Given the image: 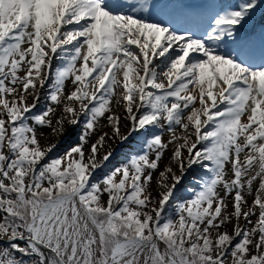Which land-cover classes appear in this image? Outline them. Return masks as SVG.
Returning a JSON list of instances; mask_svg holds the SVG:
<instances>
[{"label": "snow or ice", "instance_id": "snow-or-ice-1", "mask_svg": "<svg viewBox=\"0 0 264 264\" xmlns=\"http://www.w3.org/2000/svg\"><path fill=\"white\" fill-rule=\"evenodd\" d=\"M215 3L193 28L190 0H0V264H264V0Z\"/></svg>", "mask_w": 264, "mask_h": 264}, {"label": "rangeland", "instance_id": "rangeland-1", "mask_svg": "<svg viewBox=\"0 0 264 264\" xmlns=\"http://www.w3.org/2000/svg\"><path fill=\"white\" fill-rule=\"evenodd\" d=\"M169 2H171V0H169ZM223 2L225 4H235L238 2V0H223ZM212 6V7H211ZM211 6L208 5V10L204 12H197V13H192L193 15L190 16H186L185 17H179L178 15H176L181 22L176 23L178 25L181 26H185V27H193L195 28L196 24L203 21L207 15L211 14L212 10L214 7H216V3L214 0V3H211ZM181 10H179L177 13H179ZM183 20V21H182ZM261 24H264V4L261 5L260 9L257 10V12L254 14L252 20H250L243 28H241L239 30V36H240V44L241 45H247L251 50H253V52L258 56L259 52H260V46H261V30H260V26ZM253 29V30H251ZM252 31V32H251ZM243 38H245L246 40H244ZM251 40L250 43H244L245 41H249ZM157 63H159V61H157ZM70 86V85H69ZM29 103H31V98H29ZM42 107V105H38V108ZM59 113V110H57V114ZM53 123H55V119L56 116H53ZM102 125L106 124L107 122L104 120H101L100 122ZM129 122L126 120H122L121 121V125H122V130L123 131H127L126 128H123V125L128 124ZM67 132L64 136L59 137V144L57 146V148L54 150V153L59 155L62 154L63 152L60 153V151L62 150L63 146L65 145V141L66 139H69L70 137H72L73 135L75 136L76 134L79 133L80 128L79 126L76 128H73L71 126H67ZM40 132H43L44 135L40 137L41 143L42 144H48V143H53L56 141L57 137L51 134V129L49 128H41L39 129ZM111 132V129L109 127H100L97 129V133L96 135L93 136L92 138V142H95V140L98 138L99 134L101 132ZM143 137L140 135H134L132 138H130L129 142L125 143V144H117V143H113V141L108 140L105 147H112L115 148V152L113 157L110 158V164H109V168L113 167V166H118L122 163H124L128 158L129 155L137 150H139V148L141 147V145L138 143V141L142 140ZM164 139L167 140L168 139V134L165 133ZM67 141V140H66ZM77 143V142H76ZM75 144V143H74ZM66 151V150H65ZM104 151L103 148L100 149V152L102 153ZM59 152V153H58ZM171 156V151H167L164 154V157L162 159V161L160 162V166L157 172H155L153 174V180L151 182V189H152V195L156 196L157 194V178L159 176V172L164 170L165 165H167L169 158ZM177 174L178 171H177ZM202 175H206V173L201 172ZM199 178V177H197ZM194 180L192 175L190 174L183 182L181 185L178 186V191L176 193L177 195V199H186L189 197V192H188V188L194 186ZM104 200H107V196L105 195L103 197ZM247 199L249 200V202H251L252 197L249 196L247 197ZM174 219H177V217H175L174 214ZM256 217H253V220H255ZM244 221L241 220V224H243ZM229 230H231L232 225H228Z\"/></svg>", "mask_w": 264, "mask_h": 264}, {"label": "water", "instance_id": "water-1", "mask_svg": "<svg viewBox=\"0 0 264 264\" xmlns=\"http://www.w3.org/2000/svg\"><path fill=\"white\" fill-rule=\"evenodd\" d=\"M194 4L197 5V7L194 8V9L205 12V4H204V1L203 0H200V2L194 3ZM66 140H64L65 141V145L63 146V148L60 151V153L63 152V151H65V150H67L71 145H73L74 143L77 142V134L75 136L73 135L72 137H70L69 139H66Z\"/></svg>", "mask_w": 264, "mask_h": 264}]
</instances>
